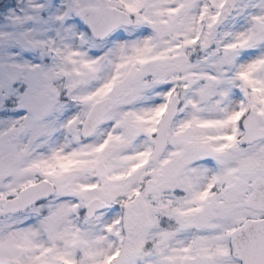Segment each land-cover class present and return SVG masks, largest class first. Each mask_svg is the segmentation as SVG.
<instances>
[{
  "label": "snow or ice",
  "instance_id": "6c2138e0",
  "mask_svg": "<svg viewBox=\"0 0 264 264\" xmlns=\"http://www.w3.org/2000/svg\"><path fill=\"white\" fill-rule=\"evenodd\" d=\"M0 264H264V0H0Z\"/></svg>",
  "mask_w": 264,
  "mask_h": 264
}]
</instances>
